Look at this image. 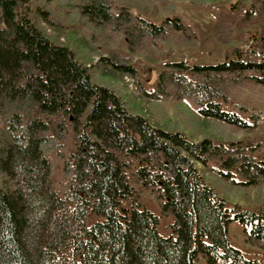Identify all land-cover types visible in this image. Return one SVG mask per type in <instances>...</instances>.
<instances>
[{"label": "trees", "instance_id": "obj_1", "mask_svg": "<svg viewBox=\"0 0 264 264\" xmlns=\"http://www.w3.org/2000/svg\"><path fill=\"white\" fill-rule=\"evenodd\" d=\"M170 1L0 0V264H262L232 243L230 223L240 221L264 255V0H234L217 17L224 45L259 26L233 57L164 61L147 88L132 54L200 41L180 12L156 22L134 10ZM34 16L70 30L80 47L102 44L101 64L150 99L191 101L223 136L194 139L134 113ZM232 189L251 208L230 205ZM166 214L169 235L159 231Z\"/></svg>", "mask_w": 264, "mask_h": 264}, {"label": "rangeland", "instance_id": "obj_2", "mask_svg": "<svg viewBox=\"0 0 264 264\" xmlns=\"http://www.w3.org/2000/svg\"><path fill=\"white\" fill-rule=\"evenodd\" d=\"M232 1L234 0H205L204 3L194 4L189 0H172L166 8H161L159 4H149L147 2L136 4L134 6L136 12L156 22L170 18L174 11L180 12L200 36V41L196 46H177L166 43L164 49L158 51L155 57L145 54H132L138 71V78L142 84L148 88L156 82L160 66L164 61L187 60L190 63L214 64L225 60L227 52L233 57L235 46H247L246 40L250 41L253 35L259 32L257 24L246 28L243 32L237 30L236 38L230 45L221 44L214 37L213 27L215 21L222 10L229 8ZM34 21L49 37L58 39L76 49L79 58L86 65L91 66L92 77L95 82L117 87L128 107L134 113L147 116L155 126H160L169 131H185L194 139H201L214 133L223 136L219 131L220 125L208 118L199 117L197 107L191 101H157L150 99L138 91L134 79L130 76L120 74L101 64L99 56L105 51L102 44L80 47L78 40L70 30L51 27L37 16H34ZM242 36L246 40H242ZM203 171L206 179L212 182L211 175L204 169ZM251 194L255 195L256 191L252 190ZM225 196L230 205L240 204L251 208V203L247 201L243 191L237 189L226 190ZM141 200L148 208L158 214L160 213L158 202L154 197L142 194ZM173 221L174 216L172 214L163 215L159 224V231L163 235L172 233L171 223ZM230 234L232 243L239 247L247 257H257L264 264V255L258 249L246 243L245 226L240 221L234 220L230 223ZM198 264H209V262L207 259L202 258Z\"/></svg>", "mask_w": 264, "mask_h": 264}]
</instances>
